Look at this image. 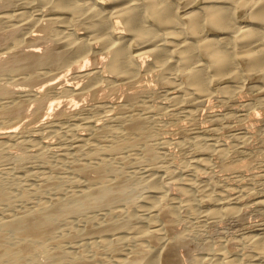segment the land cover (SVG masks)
Instances as JSON below:
<instances>
[{"label": "bare ground", "instance_id": "6f19581e", "mask_svg": "<svg viewBox=\"0 0 264 264\" xmlns=\"http://www.w3.org/2000/svg\"><path fill=\"white\" fill-rule=\"evenodd\" d=\"M178 1L0 0V59L2 61L0 77L8 76L9 81L11 79L17 81L21 78L23 80L20 81L21 85L23 82L30 85L27 89L20 85V87L10 86L0 82V103L3 99L10 100V103H6L7 105H3L5 100L2 105L0 104V118L2 122L5 119L12 121L9 126L0 127V168L14 159L12 163L16 161L15 164L13 163L15 172L27 168L28 161L42 166L41 170H36L37 172L34 171V173L24 171L27 182L34 181V184L31 183L33 185L36 181L39 182L35 186L28 184L30 187L23 185L22 182L20 184L16 180L20 176L16 178V174L14 178L9 176L13 180L0 174V264H181L178 257L180 255H177V252L181 246L188 243L189 234L186 238H182L180 234L183 232L181 229V233L178 232L179 228L176 229V224L185 209L189 210L192 204H197L191 202L192 198H195V196L191 197L192 192L194 195L199 192L201 198L198 197L203 203L215 206L205 211V214L203 212L205 217L213 216L214 218L222 214L239 212L234 206L223 208V203L234 204L240 200L242 196L240 192L227 190L217 193L212 190L213 188L200 187L201 185L198 186L196 182L189 181L190 183L185 182L188 189L184 187L181 190L183 186L180 185L181 192H177L179 195L171 197L168 187L165 184L162 185L163 187L159 184L162 179L158 177L159 173L158 176L155 175L156 173L154 175L152 173V176L148 175V187L151 188L157 183L161 188L153 186V189L147 190L150 194L142 195V198L144 196L143 200L140 198L142 205L134 209L137 205L134 206L131 203L134 200L140 201V199L139 197L138 199L135 197L137 200L132 198L135 195L132 194L133 189L131 188L133 179L130 175L132 174H126L130 171H125L124 166L130 167V163L135 165L134 163L141 160L145 162L144 165L149 163L151 167L155 166L157 152L160 150L159 148L156 150L155 147L158 141L154 146L147 140L149 137L152 138L154 131L149 128L155 124L148 121L149 119L144 114L134 113L138 107L139 99L137 98L142 92L141 97H146L148 94H145V91L152 90L148 83L137 86L138 88L133 92L125 93V101L118 103V109L111 102L101 105L100 109L104 117L107 121L116 122L119 129L106 128L97 122L98 120L92 119L94 116L92 118L89 116L86 120L77 119L81 122L78 124L87 133L74 131L70 138L71 141L68 139L69 146L62 147V150L56 149L59 150L56 151L54 147H51L52 142L48 141L55 137L57 132L59 133L55 122H63V119L76 117L74 107L79 106L75 102L77 100L74 99L71 101H66L67 98H64L65 101L50 100L53 98H50L48 92L56 93V95L62 92L63 96L68 94V99L71 98L70 96L80 99L85 94L89 96L92 94L96 100L98 94L101 95L98 92L106 90L104 87H110L113 91L118 84L134 85L136 81H142L141 77L144 74L153 72L156 79L167 86L166 93L169 92L171 96L169 100L172 99L175 104L182 101L198 100L199 102L200 99L213 95V91L209 89V83L213 78L210 77L209 70L214 73L211 74L214 78H221L228 74H232V77L234 75L233 79L240 78L236 75L237 62L235 63L234 53L237 51L240 54L239 58H248L247 70L262 72L264 80V31L262 32L264 28L261 27L263 29L260 30L255 26H240L236 23L237 13L248 11L252 14L253 22L264 26V0H206L203 7H199L198 10H186L182 16L178 13L180 8ZM26 6L31 7L30 9L39 7L38 13H35L36 9L33 10L34 12L25 11ZM73 22L83 24L84 27L82 26L81 30L85 31L67 32ZM31 25L38 28L34 27L35 30L31 29L30 32L24 34V31ZM206 28L218 30L223 35L210 37L204 36V33L198 34ZM76 29L78 30V27ZM160 30L165 31L160 33ZM187 35H191L193 39L188 40ZM182 36L185 38L182 39ZM43 40L49 42H46L44 49H41L40 43ZM27 43L30 44L26 45ZM134 43L138 46L137 51L132 50ZM24 47L28 48L24 49ZM197 52L206 53L209 58L208 64L197 62L196 66L190 67ZM98 54L105 56L106 62L104 66L102 64L103 67L95 64L89 69L85 64L88 70H84L85 67L82 68L80 62H72L76 56L81 55L85 59L81 56L80 58L87 61V57L97 59ZM98 61L103 63L104 60L99 57ZM68 63H70L69 67ZM65 66L68 69L71 67L72 81L75 79V84L66 79L70 73L66 71L70 69L65 70L67 69ZM62 69L67 74L65 79ZM180 70L185 72L187 81L189 80L188 83L192 86L189 88V85H186L189 93L185 91V95H180L182 85L180 83L181 86H179L177 84L179 82L176 83L174 80L176 75L173 76L174 79L169 77L170 72L178 73ZM41 79L43 82L39 84ZM76 79L80 81L86 79L85 84L82 87H76ZM80 81L77 83L81 84ZM84 81L82 80L83 83ZM228 90V87L224 86L220 91L225 94ZM235 91L238 93L239 90L235 89ZM229 94H232V91L231 93L229 91ZM47 95L50 98L49 101H45ZM27 98L37 103V109L47 115L52 116L53 114L57 120L49 122V119L47 123L42 124V119L35 114L38 116L36 119H39L42 125L37 123L34 125L35 118L28 119V116H31L30 112L29 115L27 111V114L25 112L28 109L26 108ZM99 98L97 102H100ZM261 100L264 101L263 98ZM61 103H65L62 109H60ZM58 106L59 110H57ZM118 111H121V115ZM110 112L112 113L108 114ZM149 123L153 125L149 127ZM57 126L61 127V124ZM72 127L71 131L74 129ZM46 129L50 131L47 132ZM66 130L64 129L65 132ZM30 132L38 133L37 139L31 140L30 137V140L28 139L30 142H27L33 149L28 147V151H24L23 147V154H13L11 152L13 148L10 149L9 142L19 141V146L25 144L26 140L21 141L20 137L21 135L25 137ZM70 132L68 133L71 135L72 132ZM51 133L56 134L52 136ZM49 135L50 139H48ZM60 135L63 137L64 134H59L57 137ZM224 144L220 145L224 147ZM227 145H229L228 142ZM217 150L221 151L220 148ZM223 153L220 155L222 156ZM53 159H60L62 164L58 167L52 166L51 160ZM200 161L202 164V159ZM9 170L14 173L11 169ZM2 171L0 169V173ZM10 171L5 172L8 175ZM64 172H68L72 177L68 176L70 178L67 179L66 175L62 176ZM65 182L68 184L67 187L64 185ZM196 200L198 198L193 201ZM257 205L264 206V201H259ZM193 209L191 212L195 211ZM196 212L197 215L200 213ZM185 215L187 217L189 214ZM232 252L236 253V251ZM250 252L256 258L264 256V234L254 239ZM219 253L217 258L221 260V264L234 262L228 255L229 253ZM204 260L201 259L205 264H211L215 258H204ZM237 260L239 263V259Z\"/></svg>", "mask_w": 264, "mask_h": 264}, {"label": "rangeland", "instance_id": "374dc122", "mask_svg": "<svg viewBox=\"0 0 264 264\" xmlns=\"http://www.w3.org/2000/svg\"><path fill=\"white\" fill-rule=\"evenodd\" d=\"M191 1L192 0H185V1L179 0L178 1V6H180L178 13L180 14V16H182L186 10L187 11L188 10H190V11L191 10H198L199 7L201 8V6L203 7L206 4V2H205L206 0H193L194 2L193 1L191 2ZM187 2H191V3L188 4ZM25 8H27L28 10ZM25 8H24V10L27 12H31V11L34 12L33 10L36 9L35 13H38L37 9H39V7L35 8V9H30L31 7H29V6H26ZM251 16H252V14H249L248 11H239L237 13L236 23L240 26H248V27H254L255 26V28H257V29H259V28H260V30L263 29L264 26L260 25L257 22H253L254 19H252ZM76 24H78V23L73 22V25H71L69 27L70 29L72 27V29L71 30L68 29L67 32H70V31L73 32V30H75L74 32L81 33L83 31H85V30H81L84 27L83 24H80V23L78 25H76ZM121 26H123V25H121ZM34 27H35L34 25H31L26 31H24V34L30 32L31 29L35 30V28H38V27H35V28ZM76 27H78V30L76 29ZM261 27H263V28H261ZM119 30H121V28ZM162 31H165V30H160L159 32L161 33ZM263 31L264 30H262V32ZM42 34H43V32H42ZM198 34H203L204 36L208 35L210 37L223 35L222 32H220L218 30L211 29V28H206V29L202 30V32H199ZM186 37L188 40L193 39V37L191 35H187ZM184 38L185 37L182 36V39H184ZM43 42H45V43L43 44ZM46 42H49V41L43 40L40 43L41 49L42 48L44 49ZM28 44H30V43H27L26 45H28ZM42 45H43V47H42ZM27 48L24 47V49H27ZM137 48H138V46L135 43L132 44V50L137 51ZM239 55L240 54L238 51L236 53H234V56L236 57L235 63L237 62V65H236L237 74L236 73L235 74L240 78H238L236 80V79H233L234 75L232 77V74L231 75L228 74L226 76L224 75L221 78L216 77L217 78L216 79V78H214V76H212L214 73L209 70L208 72H209L210 77H213L209 83V89L211 90V92L213 91L212 92L213 95H210V97L202 98L199 100V102H198V100H196L197 102L196 101H192V102L191 101L190 102L182 101V102L175 104V102L172 101V99L169 100V96H170L169 92L166 93L167 86H165L164 83L157 80L153 72H152L153 74L151 72H150L151 74L149 72L147 74H144L143 77H141L142 81H136L134 83V85L133 84H131V85L130 84L129 85L118 84L117 87L115 89H113V91L111 90L112 88H110V87H104V89H106V90H102V91H104V93H103L104 95L102 94V91L98 92V93H101V95L97 93L98 94L97 97L102 98V99L99 98L100 102H97L98 98L96 99L97 101L94 100L92 94H90V96L85 94L86 96L84 95L85 97L82 96V98L80 97V99L73 98V96H70V94H69V96L71 98L69 97L70 99H68V94H66V95L64 94L65 96H63L62 92H59L57 95H56V93L48 92V95L51 96L50 98H53V99L48 98V95L45 97V101L46 100L49 101V99L50 100H56L57 99L58 101L59 100L65 101L64 98H67L66 101H71V99H74V100H77L75 102L79 104V106L78 105L75 106L76 108L74 107V109L77 113L76 117L63 119L62 120L63 122H61V121L55 122L56 129L57 130L59 129L58 130L59 133L58 132H57V134L51 133V134H53L52 136H54L56 134L55 137L51 138V136H50L51 134H50L48 139L51 138V140L47 139L50 143L52 142L51 147H54L55 150L56 149L62 150L63 149L62 147L69 146V143L71 141L70 138H71L72 134L74 133V131L82 133V134L87 133V132H85L86 130H84V128H82L80 126L81 122L79 120H86L87 118H89V116L91 118L94 116V118H92V119L98 120L97 122H99L100 124H103L106 128L119 129V125L116 122H113L112 120L107 121V119L104 117L103 112H101V109H100L101 105H103L106 102H111V103H113L114 107L116 109H118L119 108L118 103H122L125 101V93L133 92L138 88L137 86L148 83L152 87V90L150 92L145 91V94H148L146 97H144V96H143V98L141 97L143 95V92H142L141 96H139L137 98V99H139V102H137L138 107L134 111V113L144 114L149 119L148 121L155 124V125H153L152 123H149V127H151L150 125H153L151 127L152 129L151 128H149V129L156 132V133L152 132L153 133L152 138L149 137L147 140L151 144H154V146L158 143V145H156L155 147H156V150H159V149L160 150L157 152L158 156H157L156 163L154 164L155 166L151 167V165L149 163H147L148 165L147 164L144 165L145 162L142 160L141 161L136 160L137 161L136 163H139L137 165H136V163H134L136 166L132 165L133 163H130V164L128 163L130 165V167H128L127 165L124 166L125 171H130V172H126V174L127 173L132 174V175H130L132 177H130L128 174V176L133 179V181L131 180V183H132L131 188L133 189L132 194H135V195H133L134 197L132 196V198L138 199V197H139V199L141 198L143 200L144 196H143V198L141 196L146 195V194L147 195L150 194V192H148L149 189H153L154 188L153 186H155V188L156 187L161 188L159 186L160 185L164 186V184L168 187V190H169L168 192L171 193L169 195H172L171 197L178 196L179 195L178 191L181 192V190L184 187L186 189H188V186L185 184V182L186 183H190V182L192 183L193 181L196 182V184L198 186L201 185L200 187L205 186L206 188H208V187L211 189L213 188L212 190L216 191L217 193H219V192L223 193V191L225 192V191L229 190V191H234V192H240L242 194L240 200H238L234 204L232 203L231 205H226L225 204L226 202L223 203L224 204L223 208L228 207V206H234L239 210L238 213H236V214H222V215L216 216L217 218L215 216H214V218H212L213 216H207V217L203 216V212L205 214V211L207 212L209 209H211L215 206L208 204V203H203V201L201 199H199V197L201 198L200 193L197 192L194 195V193L192 192L191 197L195 196V198H192V199L194 200V199L198 198V200H199V201L198 200H196V201L191 200L192 203H194V202L197 203V204L194 203V205L192 204V207L193 208L196 207V208L193 209L192 207H189V210L185 209V211H184L185 214L186 213L189 214V215H187L188 218L185 217L186 215L183 212L182 216L180 217V220H177L178 221L177 224L178 223L179 224L178 225L176 224V229L179 228L178 232L179 233L183 232V234H185V235H183L182 233L180 234L182 238H184V237L186 238V236L189 234L188 235L189 237L187 236L188 243L186 245L181 246L177 252V255H180L178 257L181 260V264H193V263L195 264L196 262H197L196 264H203V262L205 261L204 258L208 259V258H212V257L215 258L216 261L215 260L211 261V264L212 263L215 264V262H217L218 264H221V260H219L217 258V254L223 248H226V249H223V251L225 250V252H223V251H221V252L226 253V254L229 253L228 255L231 256L232 260H234V262H232V264H234V263H237V264H264V256H262V257L257 256V258H256V256L250 252L252 242L254 241V239L257 236L264 234V206L257 205V203L259 201H264V108H262V106L264 105V101L262 102V100H261L262 98L264 99V80L262 78L263 77L262 72L257 73V71L253 70V71H255L253 73L252 70H247L248 61H249L248 58H246V57L245 58H239ZM80 56H76L74 58L75 60L73 59L72 62H74V61L75 62L78 61V63L80 62L79 64L83 66L82 68L85 67L84 70H86L87 67L89 69H91L92 65H95V64L98 65L99 67H101L102 64L104 66L105 62H106L104 54L99 55L100 59L104 60L103 63H102V61L101 62L98 61L99 57H97V59H95L94 57H92L91 59H90V57H87L88 60L86 61V60H82L83 58L85 59V57L81 56V57H83L81 59ZM76 58H77V60H76ZM79 58H80V60H78ZM106 60H107V58H106ZM82 61H83V63H82ZM208 61H209V58L205 52H197V56L194 58L193 64L190 67H193V65L196 66L197 62L208 64ZM1 62L2 61L0 59V65H1ZM72 62H70V63H72ZM70 63H68V67H69ZM92 63H94V64H92ZM85 64L87 65V67ZM68 67L65 66V68H67V69H65V68L64 69L65 70L70 69V71H66V73L70 72L69 73L70 76L67 75L65 73V70L62 69V71L64 72V73L62 72V74H65V75H63V76H65L64 79L68 76V78H66V79L69 81L71 80V82L75 84V79H73V81H72V76H71L72 69H71V67L68 69ZM174 72L173 71H172V73L170 72L169 77H172L174 79V77H175L174 75H176V77H175L176 79H174V80H176V83L179 82V83H177L178 85L181 83V85H182L181 90L183 92L181 91L180 95H185L186 93H189L188 87L191 88L192 86L189 85L191 83H188L189 80L187 81L188 78H186L185 72L184 71L182 72L181 70H180V72L178 71V73L177 72L174 73ZM181 74H184V75H181ZM229 76H231V77H229ZM69 77H71V79H69ZM220 79H222V80H220ZM11 80H10L11 81L10 82L8 76L0 77L1 84L5 83V84L10 85V86H19L20 85L23 88H27V86H28L25 82H23V85H21L22 82L20 83V81H23L21 78H19V80L17 79L18 82L14 81V79H11ZM42 80L43 79L39 80L38 83L41 84L43 82ZM82 80L84 81V79H81V81H80V79H76V84H77L76 87L79 88V87H82L83 84H85L86 79H85L84 83L82 82ZM78 81H80L81 84L77 83ZM9 82H10V84H8ZM24 84H26V85H24ZM120 85H122V86H120ZM181 85H179V86H181ZM186 85H189V86L187 87ZM24 86H26V87H24ZM224 86L225 87L227 86L229 89L228 93H225L226 95L220 91L221 88L223 89ZM229 86L230 87L232 86V87L229 88ZM234 86H236V87H234ZM28 87L30 88V85ZM59 87H61V86L59 85ZM59 87H58V89H59ZM235 89L237 91L239 90L238 93L235 91ZM185 91H186V93H185ZM229 91H230V93L232 91V94H229ZM233 92H235V94ZM61 94H62V96H61ZM216 94H218V95L216 96ZM107 95H109V96H107ZM104 96L106 97L105 99H104ZM211 96H213V97L211 98ZM107 97H108V99H107ZM170 98H171V96H170ZM207 98H209V99L206 100ZM27 99L30 102L26 101V108H28V109H26L25 112L27 111L28 115L30 112L31 118L28 116V119L33 120V118H35L34 125H35V123L42 125L44 123H47L49 119H50L49 122L51 120H53V121L57 120L56 116H53V114H52V116L47 115L45 112L37 109L38 108V105H36L37 103L35 101H32L31 98H27ZM29 99H31V100H29ZM4 100H5V103H4ZM102 100H104V101H102ZM105 100H108V101H105ZM1 101L4 103L3 105H7L8 103H10V100H7V99H3ZM48 101H47V103H48ZM258 101H260L261 103H259ZM2 102L0 103L1 105H2ZM33 102H35V104ZM31 103H33L34 105ZM61 104H63V105L61 106ZM61 104H60V109H62V107L65 106L64 105L65 103H61ZM96 104H97V106H96ZM245 104L246 105L248 104L247 105L248 107L250 105V107L248 108ZM27 105H28V107H27ZM68 106H70V105H68ZM58 108H59V106L57 107V110H59ZM143 109H146V110L143 111ZM240 109L242 111H240ZM39 111H40V113H38ZM27 112H26V114H27ZM111 113L112 112H110L108 114H111ZM118 113H119V115H121V111H118ZM253 113H254V116H253ZM35 114L39 116V119H42L43 123L40 122L39 119H36L38 116H36ZM45 114H46V116H45ZM32 115H33V117H32ZM48 116H49V118H48ZM45 118H48V119L46 120ZM77 119H79V120H77ZM253 119H255V120H253ZM43 120H45V121H43ZM0 121H1L0 127L9 126V124L12 122L9 119H8V121H7V119H5L2 122V118H0ZM78 123H80V124H78ZM60 124H61V127L57 126ZM39 125H37V126H39ZM72 125H74L73 126L74 129H73ZM77 125L79 127H76ZM66 126H69L70 130H69V127L67 128ZM21 127H22V125L20 126V128ZM62 127H64L65 130L68 129V130H66L67 132H65ZM71 127L73 129L72 131H71ZM154 127H156V128H154ZM47 130L48 129H46V131ZM49 131H50V129L47 132H49ZM60 131L61 132L64 131L65 133H67V135L64 132H62L64 134L63 137H62V135H60V137H57V136H59V134H62ZM68 132H70L71 135ZM30 133L26 134L25 137H24V135H21L22 137H20L21 141H23V139L26 140V141H24V142H26L25 144L20 143L22 145L19 146V144H18L19 141L9 142V144H11L10 149L13 148V150H14V152H13V150L11 151L13 154L14 153H15V155L23 154L24 151H26V150L28 151V147L29 148L31 147V150L33 149L31 144H27V142L30 140V137H31V140L37 139L38 133H36V132H34V133L30 132ZM58 138H60V139H58ZM243 140H244V142H243ZM156 141H158V142L156 143ZM216 141H218V142H216ZM226 141L228 142L229 145H227ZM160 143H161V146H160ZM221 143L222 144L226 143V144H224V147H226V145H227V148L224 149L223 145H220ZM16 144H18V146ZM217 144L220 146H218ZM12 145H13V147H12ZM25 146H27V147L25 148ZM216 146H218L217 149L220 148L221 151H218L216 149ZM228 146H230V147H228ZM221 147H222V149H221ZM22 148L24 149V151ZM157 148H159V149H157ZM202 149H204V150H202ZM59 150H56V151H59ZM226 151H227V154H226ZM219 152L220 153L224 152V153L221 156ZM225 154L227 155L226 157H225ZM200 159H202V164H201ZM14 160L7 162L6 166L4 165L0 168L3 171L4 170L10 171L9 169H11L14 173H12L10 171L11 173H8V175H7V173L5 171L4 172L2 171L0 174L4 177H8V178H9V176L14 178L15 174H16V178L19 176L21 177V178L19 177L17 179L15 178L19 183L22 182L23 185L26 184L25 186H29V187H30V185H33L34 181H28L27 182L25 173L26 172L28 173L31 171L33 173H34V171L37 172V171L41 170L40 167H42V166H39L38 163L34 162V164H33V162L30 163L28 161L26 163V165L28 164L27 166L30 167L29 169L26 166L27 168H24V170L15 172L13 170V167H14L13 163L15 164L16 161L12 163V161H14ZM51 161H52L51 162L52 166H54V167H58L60 164H62L60 159H56V160L53 159ZM203 161H205V162H203ZM142 163H143V165H141ZM131 165H132V167H131ZM126 166H127V168H125ZM156 166H158V167L154 168ZM150 168H152V169L154 168V169L152 170ZM144 169H145V171H142ZM149 169H150V171H149ZM157 169H160V170H157ZM131 170H132V172H131ZM136 170H138L139 172L138 171L136 172ZM24 171H25V173H24ZM143 173H144V175H143ZM152 173H153V175L156 173L155 174L156 176H158L160 174L158 177L162 178V179L159 183L160 185L155 183L157 185L153 184V186H151V188H149L148 187V181H149V176H152ZM23 174H24V178H23ZM141 174H142V177H141ZM64 175H66L65 177H67V179L72 177V176H70L71 174H69L68 172L62 173V176H64ZM133 175H134V177H133ZM68 176H70V177L68 178ZM138 176H140L141 178ZM134 178L137 180V183H136V180H134ZM9 179H12V178H9ZM146 180H147V182H146ZM161 182H163V183H161ZM169 182H170L171 186L174 185L175 187L173 188L171 186H168V185H170V184H168ZM31 183H33V184H31ZM37 183L39 184V182L36 181L35 185H38ZM145 183L147 184L146 187H145V185H146ZM28 184H30V185H28ZM35 185H33V186H35ZM64 185H65V187L68 186L67 183ZM180 185H181V187L182 186L183 187L181 188ZM140 186H142L143 188H141ZM136 187H138V188H136ZM144 187L147 189H145ZM179 188H181V190H179ZM170 191H172V192H170ZM141 192L142 193L144 192V193L142 194ZM141 199H140L141 202L139 200H137V201L134 200V202H132L133 200L131 201L132 202L131 204H134V206H135V204L137 205V207L135 206V208L132 205V207L134 209H138L140 207V204L142 205ZM136 202H138V203H136ZM199 202H200V204H199ZM128 205L131 206L130 203H128ZM197 205H198V209H197ZM191 209L195 210V211H193L194 213L191 212ZM186 211H188V212L190 211V213H188ZM196 211H198L200 213H198V215H197ZM194 214H195V216H194ZM181 218H183V219L181 220ZM75 224H77L76 221H75ZM231 246H232V248H231ZM229 247L231 248V254L229 252V250H230ZM232 251H236V253L232 252ZM248 253H250V254H248ZM238 254H239V256H238ZM251 255H253V256H251ZM182 256H184V257L182 258ZM206 257H208V258H206ZM233 258H235V259H233ZM201 259L204 261H201ZM237 259H239V263H238ZM191 260H193V261H191ZM204 264H205V262H204Z\"/></svg>", "mask_w": 264, "mask_h": 264}]
</instances>
